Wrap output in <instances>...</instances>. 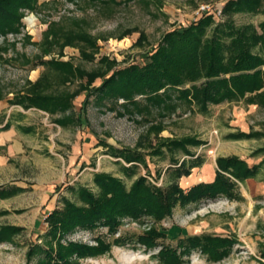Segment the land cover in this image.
Segmentation results:
<instances>
[{
  "label": "rangeland",
  "instance_id": "obj_1",
  "mask_svg": "<svg viewBox=\"0 0 264 264\" xmlns=\"http://www.w3.org/2000/svg\"><path fill=\"white\" fill-rule=\"evenodd\" d=\"M226 1L36 0L33 12L21 11L19 34L0 37V229H13L0 242V264H35L41 255H30L32 247L48 246L44 238L48 231L46 217L60 209L63 200L80 206L76 189L97 195L95 174L115 178L125 189L140 177L148 185L167 186L173 181V164L189 160L181 149H169L167 141L185 139L201 142L185 144L184 148L203 163L179 179L183 190L210 182L216 170L214 161L219 157H235L248 168L255 166L254 178L231 180L234 185L228 196L176 205L157 223L147 217L138 221L123 218L113 236L103 227L93 231L76 229L59 243L94 245L95 237L110 243L117 236L133 240L154 228L162 235L157 242L161 246L174 248L176 240L200 235L234 242L217 262L193 250L182 257V264H264L263 108L243 99L208 106L204 113L181 102H175L173 110L140 105L121 109V100L103 108L92 98L85 100L84 77L38 63L39 59L65 62L83 74L107 77L113 69L143 64L145 55L166 32L201 18L209 17L211 21L206 27L207 36L219 22L231 21L235 27L251 24L257 30L264 20V0H260L254 15L227 16L221 12ZM200 5H209L213 12L195 19L193 12ZM65 42L70 44L64 46ZM45 51L48 54L44 55ZM35 81L41 95L65 99L68 109L49 114L12 105L14 95L23 93ZM100 81L98 76L90 88ZM73 94L76 96L70 99ZM137 99L142 103L141 98ZM62 118L64 125L57 122ZM6 123L8 127L2 129ZM239 133L249 136L232 138ZM111 147L140 153L145 166L137 164L125 174L122 168H130L131 164L113 157ZM154 150L158 154L152 155ZM10 188L19 191L8 194ZM54 244L51 242L49 247L56 251L59 248ZM158 250H145L132 241L124 247L110 246L101 256H71L68 260L70 264H159L153 258Z\"/></svg>",
  "mask_w": 264,
  "mask_h": 264
},
{
  "label": "trees",
  "instance_id": "obj_2",
  "mask_svg": "<svg viewBox=\"0 0 264 264\" xmlns=\"http://www.w3.org/2000/svg\"><path fill=\"white\" fill-rule=\"evenodd\" d=\"M35 5L36 0H0V37L19 34L21 11L33 12ZM259 6L260 0H227L221 12L226 16L254 15ZM210 22L209 17H204L181 29L166 32L157 46L145 55L143 64L113 69L107 77L97 73L83 74L65 62L39 59L38 63L57 66L70 74L84 77L82 90H87L85 100L92 98L95 105L103 108L107 105L114 106L121 100V109L138 108L140 105L145 109L173 110L177 106L175 102H181L188 106L194 105L200 113H204L208 106L243 99L247 104L264 109V20L257 25L258 31L251 24L235 27L231 21L219 22L207 36L206 27ZM64 44L67 46L70 42ZM43 54L48 53L45 51ZM98 76H101L99 85L90 88ZM37 87L35 81L23 93L15 94L14 99H11L12 105L34 108L49 114H54L56 110L64 113L68 109L69 104L65 99L41 95ZM75 96L73 94L69 97L71 99ZM137 98H141L142 103ZM76 120L79 122L78 118ZM57 122L64 125L65 118ZM7 127L6 123L1 128ZM247 136L249 134L239 133L232 138ZM167 143L170 145L169 149H181L189 158L188 161L182 160L173 164L172 182L160 188L148 185L140 177L129 189H125L119 180L104 174H95L93 183L98 189L97 195L82 188L76 189L80 206L63 200L62 207L46 217L48 231L44 238L48 246L32 247L30 255H41L35 264H70L68 258L71 256L76 259L93 258L107 253L110 246L124 247L132 241L145 250L158 247L159 250L153 258L159 264H182V257L193 250L215 262L227 255L234 244L232 240L208 235L190 236L176 240L173 248L157 243L162 235L154 228H149L133 240L128 236H117L110 243L101 237H95L94 245L59 243L60 239L76 229L93 231L103 227L109 236H113L120 225L119 219L123 218L138 221L147 217L157 223L168 217L176 205L186 206L203 200H213L221 194L228 196L234 185L231 180L240 182L255 176V166L248 168L235 157H219L214 161L216 170L210 182L197 183L183 190L178 185L179 179L189 176L192 169L199 168L203 163L199 156L193 158L184 145H201V142L185 139ZM109 149L113 151V157L131 164L130 168H122L125 174L133 171L137 164L144 165L143 157L138 152L118 151L112 147ZM152 152V155L158 154L155 150ZM18 191V188H10L8 194ZM12 230L0 229V242L13 233ZM51 242L59 249H51ZM261 256L264 258V254Z\"/></svg>",
  "mask_w": 264,
  "mask_h": 264
},
{
  "label": "built area",
  "instance_id": "obj_3",
  "mask_svg": "<svg viewBox=\"0 0 264 264\" xmlns=\"http://www.w3.org/2000/svg\"><path fill=\"white\" fill-rule=\"evenodd\" d=\"M211 7H209V5H200L196 11L193 12V18H198L200 16H202L203 14H206L208 12H211ZM213 12V11H212ZM219 12H217L216 14H218Z\"/></svg>",
  "mask_w": 264,
  "mask_h": 264
}]
</instances>
